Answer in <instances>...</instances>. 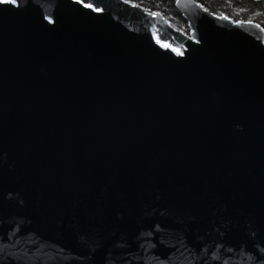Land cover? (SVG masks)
Listing matches in <instances>:
<instances>
[{
    "label": "water",
    "instance_id": "95a60500",
    "mask_svg": "<svg viewBox=\"0 0 264 264\" xmlns=\"http://www.w3.org/2000/svg\"><path fill=\"white\" fill-rule=\"evenodd\" d=\"M175 8L0 0V264H264V29Z\"/></svg>",
    "mask_w": 264,
    "mask_h": 264
},
{
    "label": "trees",
    "instance_id": "16d2710c",
    "mask_svg": "<svg viewBox=\"0 0 264 264\" xmlns=\"http://www.w3.org/2000/svg\"><path fill=\"white\" fill-rule=\"evenodd\" d=\"M131 4L145 8L149 13H161L163 17L177 30L188 34L186 21L175 8L176 0H125ZM204 10L217 16H226L234 22H253L264 29V0H194ZM160 42L174 46L165 32L156 30Z\"/></svg>",
    "mask_w": 264,
    "mask_h": 264
},
{
    "label": "rangeland",
    "instance_id": "374dc122",
    "mask_svg": "<svg viewBox=\"0 0 264 264\" xmlns=\"http://www.w3.org/2000/svg\"><path fill=\"white\" fill-rule=\"evenodd\" d=\"M85 3H87V2H85ZM88 4V3H87ZM158 30V29H157ZM154 37L157 39V37H156V31H154ZM158 40V39H157ZM159 41V40H158ZM160 42V41H159ZM161 44H163V45H169V44H167V43H163V42H160Z\"/></svg>",
    "mask_w": 264,
    "mask_h": 264
}]
</instances>
